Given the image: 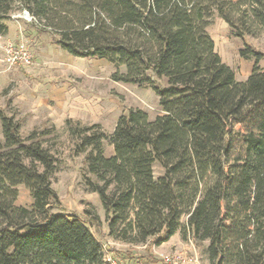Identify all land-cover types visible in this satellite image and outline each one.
Here are the masks:
<instances>
[{
    "label": "trees",
    "instance_id": "obj_1",
    "mask_svg": "<svg viewBox=\"0 0 264 264\" xmlns=\"http://www.w3.org/2000/svg\"><path fill=\"white\" fill-rule=\"evenodd\" d=\"M16 6L66 53L105 60L114 82L160 97L163 115L151 121L130 110L111 135L99 124L65 121L108 237L161 246L190 234L209 243L210 264H264L263 54L240 50L254 68L239 82L209 32L218 18L233 38L260 35L264 0H0V37ZM0 122V264H104L105 247L91 230L102 225L97 210H85V220L53 212L58 160L56 138H47L55 126L24 137L15 115L0 111ZM19 186L29 190L31 209L16 207Z\"/></svg>",
    "mask_w": 264,
    "mask_h": 264
},
{
    "label": "rangeland",
    "instance_id": "obj_2",
    "mask_svg": "<svg viewBox=\"0 0 264 264\" xmlns=\"http://www.w3.org/2000/svg\"><path fill=\"white\" fill-rule=\"evenodd\" d=\"M24 13V9L16 6L7 21L8 34L0 37V111L9 116H16L21 122V133L24 137L34 130L50 129L52 126L57 129L56 134L47 138L52 141L56 138L52 150L58 160V171L53 179V188L58 194L59 203L55 204L56 208L53 212L77 216L85 220V210L95 208L100 215L102 225L92 227L91 230L107 251L120 259L123 264H175L173 261L167 262L165 258H173L179 253H183L188 260L195 259L196 264H210L205 253L209 243L196 244L190 234L187 240L182 239L183 243L167 250L155 245L153 239L143 246L114 242L104 232L107 227L100 199L97 194L88 193L85 185V155H75L74 141L64 127L69 117L60 112L56 101L50 99L47 93L49 85L45 82L69 80L72 87L67 94L70 102L72 99L70 110L75 116L74 120L89 125L99 124L108 135L113 133L120 117L127 115L130 110L144 111L151 121L163 115L160 97L151 87L114 82L111 77L115 69L111 65L100 66L96 69L99 74L89 73L93 64L91 59L76 58L60 49L56 44V36L49 33L50 31H42L35 20L27 19ZM209 32L216 41L222 60L234 71L237 81H247L254 68L253 60H246L240 56V50L246 46L263 54L260 68L264 71V32L243 40L233 38L229 35L227 25L218 18L214 19ZM8 44L27 46L33 56L32 63L29 66H15L9 69L2 62L5 56L4 47ZM101 61L108 63L105 60ZM80 67H83L81 70L86 73L82 75L75 73ZM120 71L125 72V69L121 68ZM153 78L158 87L167 85L165 79ZM104 146L105 156L108 158L113 156L114 149L108 141ZM154 171L156 177L163 174L158 164L154 166ZM18 191L16 207L31 209L33 199L29 190L19 186ZM186 221V217L182 218L184 224ZM161 237L166 239V233H162Z\"/></svg>",
    "mask_w": 264,
    "mask_h": 264
},
{
    "label": "crops",
    "instance_id": "obj_3",
    "mask_svg": "<svg viewBox=\"0 0 264 264\" xmlns=\"http://www.w3.org/2000/svg\"><path fill=\"white\" fill-rule=\"evenodd\" d=\"M235 1H239V0H235ZM212 38H213V40L215 42L216 51L218 52L216 41H215L213 36H212ZM92 61H93V64H92L93 66L91 65L89 73L99 74L98 72H96V69H98L100 66L101 67H106L107 65L110 66L109 63L103 62L101 60H92ZM81 68H83V67H80L78 69L81 72L78 71V72H75V73H77L78 75H80V74L82 75V74L86 73V71L85 72H84V70L82 71ZM45 84L49 85L47 93L49 94L50 99H52V101H56L57 102L56 105H57L58 109H60V112L65 113L66 117L67 116L69 117L68 119H74L75 116L73 115V112L70 110L71 109L70 107L72 106V99H71V102H70L69 98H68V94H67L69 89H70V87H72V83L69 80H56V81L49 80V81H46ZM104 232L107 234L108 233V229L105 228ZM97 240L100 242L99 239H97ZM180 243H183V240H182V237H181L180 233H177L169 241L163 243L159 247L161 249L164 248V249L169 250V249H174Z\"/></svg>",
    "mask_w": 264,
    "mask_h": 264
},
{
    "label": "built area",
    "instance_id": "obj_4",
    "mask_svg": "<svg viewBox=\"0 0 264 264\" xmlns=\"http://www.w3.org/2000/svg\"><path fill=\"white\" fill-rule=\"evenodd\" d=\"M4 59L3 63L8 66L9 69L15 66H29L32 63V53L29 51L28 47L24 44L20 46H13L8 44L4 47ZM105 247V246H104ZM167 262L172 261L175 264L179 263H197L195 259H187L183 253L176 254L173 258L166 257ZM104 264H123V262L115 257L111 252H108L105 247Z\"/></svg>",
    "mask_w": 264,
    "mask_h": 264
},
{
    "label": "water",
    "instance_id": "obj_5",
    "mask_svg": "<svg viewBox=\"0 0 264 264\" xmlns=\"http://www.w3.org/2000/svg\"><path fill=\"white\" fill-rule=\"evenodd\" d=\"M24 15H25V17H26L27 19L32 20V17H31V15L29 14V12L25 11Z\"/></svg>",
    "mask_w": 264,
    "mask_h": 264
}]
</instances>
